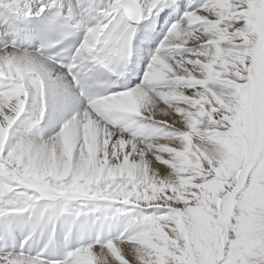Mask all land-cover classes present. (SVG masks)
<instances>
[{"label": "snow or ice", "instance_id": "obj_1", "mask_svg": "<svg viewBox=\"0 0 264 264\" xmlns=\"http://www.w3.org/2000/svg\"><path fill=\"white\" fill-rule=\"evenodd\" d=\"M0 264H264V0H0Z\"/></svg>", "mask_w": 264, "mask_h": 264}]
</instances>
